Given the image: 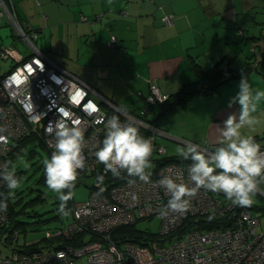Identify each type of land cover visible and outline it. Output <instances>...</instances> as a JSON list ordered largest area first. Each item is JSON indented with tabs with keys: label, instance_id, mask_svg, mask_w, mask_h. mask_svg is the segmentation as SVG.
<instances>
[{
	"label": "built area",
	"instance_id": "2783aa9c",
	"mask_svg": "<svg viewBox=\"0 0 264 264\" xmlns=\"http://www.w3.org/2000/svg\"><path fill=\"white\" fill-rule=\"evenodd\" d=\"M3 15H7L18 28L31 48V54L18 57L12 45L0 44L1 60L19 58L10 71L0 74V136L5 137L0 140V169L6 167L7 157L16 142L29 131L41 135L52 152L55 138L45 128L50 121L59 118L58 109L63 107L69 111V117L65 119L80 120L79 126L84 134L81 153L85 159L84 170L94 176L88 197L75 200L68 226L54 233L48 231L46 235L68 240L81 238L79 245L69 243L62 248L9 254H4L0 248V264H264V230L258 231L257 228L262 211L235 204L223 192L200 188L188 197L190 206L186 211L169 210L167 215H161L169 193L157 181L164 175H173L178 182L189 186L192 181L188 174L191 161L157 165L154 158L167 154V147L158 139L185 140L174 137L155 123L134 116L52 61L34 43L39 37L38 31L21 23L6 0H0V16ZM163 21L172 24L174 15H164ZM115 43L117 38L112 35L110 44ZM150 83L151 93L147 101L165 100L167 95L160 87L153 81ZM93 94L100 96V100L97 101ZM112 115L125 122L134 121L142 135L151 139L149 181L133 177L107 189L97 185L96 176H105L108 172L104 171L103 163L97 161L94 151L105 134L104 122ZM202 148L209 153L212 151L208 147ZM261 150L264 151V144ZM4 184L0 179V194ZM133 193L136 199H133ZM210 212L220 218L219 223L209 226V221H198L207 218ZM154 217L162 221L160 233L154 236L155 239L145 241L146 244L129 240L118 243L113 239L118 227ZM189 218L195 219L191 227L176 233ZM8 220L7 210L0 209V247L1 230ZM205 224L207 226L203 227ZM14 235L17 236V232Z\"/></svg>",
	"mask_w": 264,
	"mask_h": 264
},
{
	"label": "crops",
	"instance_id": "0c3cea01",
	"mask_svg": "<svg viewBox=\"0 0 264 264\" xmlns=\"http://www.w3.org/2000/svg\"><path fill=\"white\" fill-rule=\"evenodd\" d=\"M6 2L21 23L37 29V41L45 36L41 49L52 61L125 109L142 112L150 81L164 93L179 91L196 79L194 61L204 69L220 60L223 65L231 60L234 66L257 61L258 69L245 78L254 88L264 89V0ZM167 14L174 15L172 24L163 21ZM8 20L1 16L0 25ZM112 35L115 45L110 44ZM240 78L223 85L219 93L199 95L178 106L162 127L215 147L223 121L238 113L239 105L229 106V101L239 90ZM93 97L100 100L97 94ZM253 115L255 127L245 126L241 132L264 136V100Z\"/></svg>",
	"mask_w": 264,
	"mask_h": 264
},
{
	"label": "clouds",
	"instance_id": "9594fccd",
	"mask_svg": "<svg viewBox=\"0 0 264 264\" xmlns=\"http://www.w3.org/2000/svg\"><path fill=\"white\" fill-rule=\"evenodd\" d=\"M238 88L229 101V106L239 105L238 113L229 114L223 121V126H220L221 139L210 153L200 143L191 140H186L183 146L177 148L181 158L191 161L188 174L192 186L178 182L173 175L162 176L157 183L169 193V198L161 215H167L169 210L186 211L190 206L188 197L200 188L223 192L235 204L246 206L252 203L259 181L264 180V151L252 135L243 134L241 129L245 126L249 129L255 127L257 119L253 114L257 111L258 103L264 100V89L254 88L243 75ZM58 111L59 118L50 121L45 128L46 132L53 134L55 144L42 164L45 184L57 193L61 201L60 213L68 215L71 210L66 202L74 195L79 170L85 168V159L81 154L84 134L78 118L65 119L69 117V111L63 107ZM104 132L94 151L97 161L103 163L104 171H110L114 176L121 175L123 171L129 177L149 181L153 150L151 139L141 134L134 121H122L117 115L106 119ZM3 139L5 137L0 136V140ZM0 179L9 190L7 197L15 195L20 178L14 168L8 166L0 169ZM104 179L103 174H98L97 185H102ZM133 199H136L134 193ZM6 208L7 198L0 197V209ZM213 218L214 212H210L208 219Z\"/></svg>",
	"mask_w": 264,
	"mask_h": 264
},
{
	"label": "trees",
	"instance_id": "16d2710c",
	"mask_svg": "<svg viewBox=\"0 0 264 264\" xmlns=\"http://www.w3.org/2000/svg\"><path fill=\"white\" fill-rule=\"evenodd\" d=\"M30 54H31V52H30ZM29 55H27V56H29ZM223 63L224 62L220 60V61L216 62L211 68L204 69L196 61H194V66H195V70H196V79H194L191 82L185 83L182 86V88L177 92H174L171 94L162 92L163 94L167 95V98L163 101H157L155 103H149L147 101V97L151 93V88H150L151 83H150L149 84V93L144 97L145 98V104L142 107V112L138 113L135 110L125 109L124 107L115 103L114 101H112V102L119 105L120 107H122L126 111L130 112L134 116H136L140 119L155 123L157 126L163 128L161 125H159L156 122V119H158L159 117L165 116V115L168 116V115L172 114L178 106H185L192 98H194L196 96L211 95V94L219 93L221 91L223 85L230 83L231 81H233L236 78H240L242 75L244 77H246L252 72V70L258 69L257 61H249L246 64L241 65V66L232 65L231 60H227L226 65H223ZM156 105H158V111H157ZM152 112H154L156 114L155 118H153V119H151L149 117V114ZM253 137L256 140V142L259 143L261 146L264 144V136L254 135ZM31 144L40 145V146H42L48 150V148L46 147V145H45V143L41 137V135H39L35 131H29L26 135H24L22 138H20L16 142V145H15L13 151L7 157L6 167H8V166L12 167V165L16 161L17 157L19 155L25 153V151L28 149L29 145H31ZM208 148L213 150L215 147L209 146ZM48 152L51 154V152L49 150H48ZM154 159H156L157 165H160V164L165 163V162L183 163V162H189L190 161V160H184L183 158L180 157L179 154H177V155H167L166 154V155L161 156L160 158H154ZM15 172H16V175L18 177L21 176L20 170H16ZM93 176L94 175L91 174V172H88L84 169L79 170V175H78L77 180L75 182V186L84 183L89 188L92 187L93 183L89 184L87 182V180L88 179L93 180V178H92ZM104 177H105V179H104L105 183L102 184L103 185L102 187L104 189H107L111 186L117 185L121 182L129 180L130 178H133V177H129L127 175V173L123 172V171H122L121 175H118V176H114L109 171ZM107 182H109V183H107ZM8 191L9 190H8L7 185L5 183L3 188H2L0 197L7 198L6 210L8 212L9 220H8V223L1 230V239H2V243H3L4 247L6 249H9V250H7V251L2 250V249L1 250L4 252V254H9L13 251L14 252L20 251V252L32 253L35 251L43 250L42 246L37 244V243H34L33 245H31V244H24V246L19 245V234H20L19 227H22V224H23L22 220H20V218L17 215L19 212H21L20 210L17 209V204L19 203V197H17V194L19 193V191H16L15 195H13V196H16V199H14L13 196L8 198L7 197ZM65 191H67V190H65ZM74 202H75V199L73 197L66 202V206H67V208H69L71 210L70 211L71 214H72ZM243 207H247V208L253 209L255 211H262V210L264 211V206L246 205ZM219 219L220 218H218V217H214L213 219L209 220L207 217V218L200 219L198 221H200V223H202L203 220L209 221L210 223H208V224L210 226L211 224L216 225V223H219ZM140 220H142V219H140ZM138 221L130 223V224H125V225L118 227L113 233V239H115V241L118 243H122L126 240H129V241L138 242L140 244H146L145 241H147L148 239H155L154 233L139 230L137 228L136 224ZM194 222H195V219H193V218L187 219L186 222L184 223V225L181 226L179 228L178 232H176V233H181V231H184L185 229L191 227L192 223H194ZM206 226H207L206 224L203 225V227H206ZM15 232H17V236L14 235ZM54 238H58V240L54 241L53 240ZM48 239L50 240L49 246H51L54 249L55 248H62L69 243L73 244V245H79L82 241L81 238H77V237L73 238L72 240H68L66 238L52 236V237H48Z\"/></svg>",
	"mask_w": 264,
	"mask_h": 264
},
{
	"label": "rangeland",
	"instance_id": "374dc122",
	"mask_svg": "<svg viewBox=\"0 0 264 264\" xmlns=\"http://www.w3.org/2000/svg\"><path fill=\"white\" fill-rule=\"evenodd\" d=\"M263 16L264 12L261 13V17ZM43 40H45L44 35L38 41L34 40V43L37 47L42 48L43 43L41 44V42ZM0 44L5 46L12 45L16 50L24 54L31 52V48L28 46L27 41L21 37L18 28L11 20H8L5 24L0 25ZM18 59V57H11L9 60L0 59V74L10 71L17 63ZM156 108L158 111V105H156ZM179 110L184 111L182 108ZM155 116L156 114L154 112L149 114L151 119L155 118ZM167 117V115L161 116L156 119V122L159 125L162 123L164 124ZM167 132L179 139H184L185 141L190 140L183 135H179L171 131ZM158 142L167 147V155H177V148L184 145V142L166 137H159ZM49 156L50 153L46 148L40 145L31 144L25 153L17 157L16 161L12 165V168H14L15 171H21V176L19 177L20 186L16 189V191H19L17 194V197H19L17 209L21 211L17 215L23 222L22 227H19V245L21 246H24V244L33 245L34 243H37L41 245L43 249L52 248L49 246L50 240L46 237L47 232L50 231L51 233H54L59 228H66L72 220L71 212L68 215H62L60 213L59 206L61 201H59L57 193L50 190L44 182L42 161ZM87 182L90 184L92 183V180L88 179ZM73 192V198L76 201L84 200L89 195V187L82 183L76 185ZM13 198L16 199V196H13ZM250 205L264 206V180L259 181L257 191L253 195L252 203ZM260 220V224L257 228L258 231H263V210ZM161 223L162 221L159 217H154L151 219L139 220L136 226L139 230L158 235V233H160ZM53 240H58V238H54ZM169 241L170 240L167 242ZM1 249L6 251L9 250L4 247L3 243H1Z\"/></svg>",
	"mask_w": 264,
	"mask_h": 264
}]
</instances>
